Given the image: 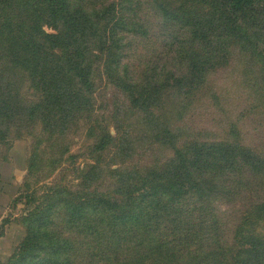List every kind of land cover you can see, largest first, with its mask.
Wrapping results in <instances>:
<instances>
[{"label": "trees", "instance_id": "obj_1", "mask_svg": "<svg viewBox=\"0 0 264 264\" xmlns=\"http://www.w3.org/2000/svg\"><path fill=\"white\" fill-rule=\"evenodd\" d=\"M263 23L264 0H0V53L43 93L25 107L11 89L1 91L0 141L25 113H46L58 133L76 125L93 108L100 66L150 111L170 91L168 80L189 93L224 63L225 49L257 50L252 40L261 44ZM138 49L167 56L144 88L131 67ZM109 141L100 137L96 150ZM175 153L169 173L111 192L91 189L97 166L78 172L75 188L54 183L39 197L25 191V235L0 264H264V157L231 143L192 142ZM254 185L262 197L238 214L228 237L214 202L228 188Z\"/></svg>", "mask_w": 264, "mask_h": 264}, {"label": "rangeland", "instance_id": "obj_2", "mask_svg": "<svg viewBox=\"0 0 264 264\" xmlns=\"http://www.w3.org/2000/svg\"><path fill=\"white\" fill-rule=\"evenodd\" d=\"M262 35L261 44L252 40L257 50L249 44L225 49L224 63L207 72L204 83L189 93L171 89L168 80L170 91L150 111L135 106L100 66L93 74L92 110L80 114L66 132H56L59 122H48L46 113L14 117L0 141V225L13 217L17 228L25 232L19 221L27 209L20 198L23 193L34 190L39 197L46 185L54 183L75 188L80 183L78 172L91 166L100 169L91 189L111 192L123 183L138 185L149 176L169 173L177 162L176 150L192 142L236 144L264 157V66L258 55L264 50V31ZM135 55L131 67L140 73L144 88L148 86L145 79L167 56L164 49H138ZM8 89L25 107L37 104L43 94L27 71L0 53V93ZM16 109L21 108L16 104ZM50 124L54 128H48ZM103 135L113 136L114 141L97 151ZM30 160L33 165L28 168ZM239 191L235 186L228 188L214 202L228 237L238 214L263 194L257 185ZM17 228L10 231L16 244L0 245L2 263L21 241Z\"/></svg>", "mask_w": 264, "mask_h": 264}, {"label": "crops", "instance_id": "obj_3", "mask_svg": "<svg viewBox=\"0 0 264 264\" xmlns=\"http://www.w3.org/2000/svg\"><path fill=\"white\" fill-rule=\"evenodd\" d=\"M2 218H3V215H2ZM16 225H18V224L13 221V217L10 218V222L3 221V223L0 225V230H1V233H0V245H2V246L6 245V246L9 247V245H12L14 242L17 241V240L13 241L12 239L14 237H13V235L10 234L11 233L10 231L14 230L13 228H17ZM17 229H18V233H19V237L18 238H19V240H21L24 237L25 232L23 231V228L21 226L19 228H17ZM14 244H16V243H14ZM9 251L8 252L7 251L6 252L3 251L2 254L7 256L9 254Z\"/></svg>", "mask_w": 264, "mask_h": 264}]
</instances>
